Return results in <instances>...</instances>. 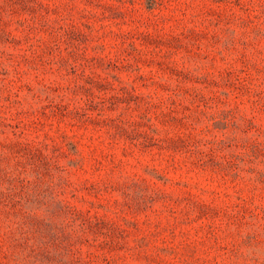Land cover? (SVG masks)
Here are the masks:
<instances>
[{
  "label": "rangeland",
  "instance_id": "obj_1",
  "mask_svg": "<svg viewBox=\"0 0 264 264\" xmlns=\"http://www.w3.org/2000/svg\"><path fill=\"white\" fill-rule=\"evenodd\" d=\"M0 264H264V0H0Z\"/></svg>",
  "mask_w": 264,
  "mask_h": 264
}]
</instances>
